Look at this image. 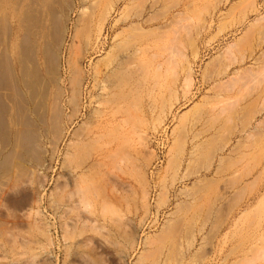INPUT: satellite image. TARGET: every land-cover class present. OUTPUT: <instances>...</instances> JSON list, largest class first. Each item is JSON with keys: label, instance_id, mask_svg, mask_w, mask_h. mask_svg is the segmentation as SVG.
Returning a JSON list of instances; mask_svg holds the SVG:
<instances>
[{"label": "rangeland", "instance_id": "374dc122", "mask_svg": "<svg viewBox=\"0 0 264 264\" xmlns=\"http://www.w3.org/2000/svg\"><path fill=\"white\" fill-rule=\"evenodd\" d=\"M78 13L80 115L0 175V264H264V0H128L97 41Z\"/></svg>", "mask_w": 264, "mask_h": 264}, {"label": "bare ground", "instance_id": "6f19581e", "mask_svg": "<svg viewBox=\"0 0 264 264\" xmlns=\"http://www.w3.org/2000/svg\"><path fill=\"white\" fill-rule=\"evenodd\" d=\"M102 1L103 0H79L78 3L80 2V4L77 5L75 4L74 0H0V175L5 176L12 168L16 167L20 172L19 174H21L24 168V165L22 163L24 159H29L31 162L37 163L40 158L39 152L42 149L41 147L43 145V140L45 138H48L50 135L51 137L57 136L59 142L64 140L65 135L69 130L68 125L73 124L74 120L79 117L80 114L78 110V102L79 94L81 93L80 87L83 80V77L81 75L82 70L77 62L78 59L75 57V55L74 57L72 56L74 52H71L72 54L69 52L68 56L64 58L63 68V49L65 45V36L68 30L70 15L77 10L78 6V14L80 17L82 16V14L86 15L87 13H89V18H92V20L96 19L94 26L96 28L95 31L97 35L95 41H97L103 35L104 29L106 28L112 13H114V11L118 9L119 3H126V1L128 0H115V2L112 3H109L108 0V2L105 0L103 4ZM101 4L103 5L102 7ZM92 20L90 21L92 22ZM119 21L120 18L114 21L115 27L116 22ZM84 23L86 22L84 21ZM129 27H131V25L127 28ZM89 47L88 45L86 46L87 51ZM111 48L114 47L111 46ZM111 48H108L109 53L111 51ZM109 53L105 54L109 55ZM126 66L129 67L128 64L126 65L122 59L118 64H116V66H112L104 74L99 71L101 73H98V76L101 75V79H99L100 82H104L106 84V80L113 79V76L116 75L118 71H122L123 73H125V68L127 69ZM126 75H124L123 77L126 76V78H129V72H126ZM130 75L132 74L130 73ZM137 78L138 76L134 78L135 81ZM112 81L114 80H111V82ZM118 83L120 82L118 81ZM69 84L73 87H71V94H69L68 96L67 91H69V89L67 90L66 86ZM128 84L132 85L133 83ZM134 85L137 84H133L132 86ZM115 86H119V88L121 89L126 88V85L123 87L121 84ZM140 86L142 87V85ZM116 87H114V90H116ZM140 88L138 90L142 89ZM129 90L130 88L127 91L129 92ZM136 93L134 94L136 95ZM116 94L117 93H109L108 95H106L108 98L109 96L115 98ZM119 94L120 93H118L117 95L121 96V94ZM134 94H132V96H134ZM125 95L129 96L127 94ZM126 96H124V99L126 98ZM100 97L103 98L104 96ZM108 98L107 100L104 98L98 103L102 104V106L103 104L111 103L113 99L110 101L111 98ZM117 98L119 99L120 97ZM127 98L125 99V101L127 100ZM119 101L123 102V97L122 99L120 98L118 102ZM130 101L131 100H129V102ZM71 102L75 103L71 105V108L73 109L74 107V109L72 110V116L70 120L67 119V122H70L69 124L66 123L65 120L67 118L66 109ZM118 102H116L115 104H117ZM113 103L114 101L112 102V104ZM129 104L130 105L127 107H125L126 104L123 105L124 108H128L129 110L132 105L131 103ZM96 110L94 109L95 114L97 115H95V129L93 132V129L89 130L92 132V136H99L100 133H106L109 130L110 126H113L114 124H112L113 117H110L111 119L102 118V120L99 114V112L101 113V111L99 110V112H97L98 110ZM123 112L126 115L128 111L126 109ZM101 114L103 115V113ZM108 114L109 113H107V115ZM142 115L143 114L141 112V116ZM117 122L115 124H118ZM119 126L121 125L119 124ZM122 126L121 129L123 130V132H125V129H123ZM105 158H107V156ZM101 163L102 162H100V164ZM21 178H23V176H21ZM14 181L18 182V180L16 179Z\"/></svg>", "mask_w": 264, "mask_h": 264}]
</instances>
